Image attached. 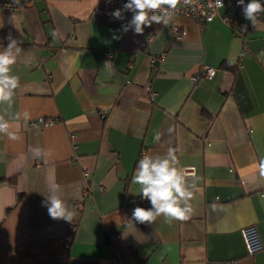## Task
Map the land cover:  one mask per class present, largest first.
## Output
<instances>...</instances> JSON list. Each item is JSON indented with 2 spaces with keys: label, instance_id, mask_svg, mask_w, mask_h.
Instances as JSON below:
<instances>
[{
  "label": "crops",
  "instance_id": "crops-1",
  "mask_svg": "<svg viewBox=\"0 0 264 264\" xmlns=\"http://www.w3.org/2000/svg\"><path fill=\"white\" fill-rule=\"evenodd\" d=\"M99 1L0 9V51L9 35L21 49L8 73L19 87L0 102L8 125L0 132V264H264V247L248 254L242 235L256 225L264 245V12L246 36L220 16L202 22L181 13L137 34L133 16L93 12ZM163 52L154 68L151 57ZM204 64L217 71L195 82ZM37 117L56 122L42 128L31 123ZM142 156L176 168L190 194L180 201L188 219L132 218ZM52 184L71 221L50 217Z\"/></svg>",
  "mask_w": 264,
  "mask_h": 264
},
{
  "label": "clouds",
  "instance_id": "clouds-1",
  "mask_svg": "<svg viewBox=\"0 0 264 264\" xmlns=\"http://www.w3.org/2000/svg\"><path fill=\"white\" fill-rule=\"evenodd\" d=\"M194 0H183L184 4H191ZM219 7H223L221 0H216ZM181 0H128L123 9L115 10L111 15L116 18H122L123 11H131L133 17L130 25L134 26L135 33L142 34L144 26H150L152 22L160 23L161 20L165 24L169 22L168 18L159 15L149 16V11L167 6L168 9L175 10ZM239 5H244V0H238ZM245 18L252 22L255 26L257 14L264 12V5L260 0H250L243 8ZM247 30V25L242 26ZM128 30V26L124 27V31ZM55 36V33H53ZM118 38V37H117ZM7 39L10 41L4 51H0V102L10 101L13 96V90L19 87V77L9 75L10 66L16 63L17 56L21 49L17 46V41L9 35ZM8 127L0 117V132ZM12 140L18 139L15 133H8ZM155 140H159V135L154 136ZM169 157L175 159L172 151L168 153ZM259 174L264 177V160L257 167ZM133 182L139 185V191L144 199H147L153 205V209H145L136 207L133 211L132 218L139 223H152L160 214L166 217V223L172 220H186L189 217L191 209L182 207L181 198H187V193L181 183V178L175 167L170 166L169 159H152L150 156H142L136 165ZM59 185L52 184L49 186L50 194L48 200L50 206L48 213L51 218H62L67 221L72 220V213L67 211V206L59 195L55 194Z\"/></svg>",
  "mask_w": 264,
  "mask_h": 264
},
{
  "label": "built area",
  "instance_id": "built-area-1",
  "mask_svg": "<svg viewBox=\"0 0 264 264\" xmlns=\"http://www.w3.org/2000/svg\"><path fill=\"white\" fill-rule=\"evenodd\" d=\"M128 2V0H100L97 5L94 7L93 12L103 14V15H111L117 9H123L124 5ZM223 3V7H225L224 12L221 14V9L223 7H219L217 5L216 0H194L191 4H184L183 0L181 3L177 5V9L171 10L168 7L161 6V8L156 10L149 11V15H159L164 18L171 17L169 21L173 18L175 13H181L183 15L189 16L193 15L197 18H200L202 22L203 20L211 21L215 17L220 16L222 20L231 25H237L240 32L245 35L250 27L253 26L252 22L250 25H247V30H244L242 26L246 25L244 22H241L238 18V14L231 9V7L227 8V0H221ZM237 6L241 9L250 2V0H244V5H239L238 0H234ZM34 0H0V9L7 10V11H21L26 7L32 5ZM261 3V0H260ZM259 14V13H258ZM257 14V15H258ZM112 16V15H111ZM133 16L131 11H123L122 18H130ZM172 30L175 33L179 32V26L175 23H172L171 26ZM152 38V35H148L145 37L144 42H147ZM165 57V53H158L155 56L151 57V64L154 68H158L159 63ZM104 61L105 65L111 66L113 64V52L106 51L104 53ZM216 73V68L204 64L200 73H197L192 76V79L197 82L202 76H212ZM146 92L149 94L150 97H153L154 91L151 89L150 83L146 86ZM56 118H45V117H37L32 120L31 123L39 124L42 128L51 126L55 124ZM75 148H78V145L75 144ZM186 171V170H185ZM190 171V169H187ZM84 176L88 178L90 176V171L88 169L84 170ZM104 189V187H103ZM91 191L90 186L86 185L83 189V197L79 201L76 202V206L78 208H83L84 203V195H88ZM70 229L74 232L77 228L76 222H71L69 225ZM242 235L245 243L246 250L248 254H254L257 251L261 250L264 245L262 243L258 228L256 225H248L243 227ZM121 238L120 234H114L111 236L110 241L112 243H118ZM67 246L70 245V242L66 243ZM222 264H236V261L230 260L226 261Z\"/></svg>",
  "mask_w": 264,
  "mask_h": 264
},
{
  "label": "trees",
  "instance_id": "trees-1",
  "mask_svg": "<svg viewBox=\"0 0 264 264\" xmlns=\"http://www.w3.org/2000/svg\"><path fill=\"white\" fill-rule=\"evenodd\" d=\"M186 16V15H185ZM189 17V16H188ZM251 28V27H250ZM181 29H180V27H179V31H180ZM249 31V30H248ZM248 31H247V33H248ZM247 33L245 34V36L247 35ZM152 65V64H151ZM221 67H226V68H230L231 70H234V66L233 65H229V64H223ZM202 70V69H201ZM216 71H217V69H216ZM202 77H205V76H202ZM201 77V78H202ZM200 78V79H201ZM199 79V80H200ZM198 80V81H199ZM11 181H13L14 182V179H10ZM136 207H143V208H145V209H148V200L147 199H144L143 197H142V195H141V197H139V199H138V203H137V206Z\"/></svg>",
  "mask_w": 264,
  "mask_h": 264
},
{
  "label": "bare ground",
  "instance_id": "bare-ground-1",
  "mask_svg": "<svg viewBox=\"0 0 264 264\" xmlns=\"http://www.w3.org/2000/svg\"><path fill=\"white\" fill-rule=\"evenodd\" d=\"M233 3L236 4V3L234 2V0H233ZM228 7H230V5H228V0H227V8H228ZM223 8H225V7H223ZM239 8H240V7H239ZM231 9H232V8H231ZM232 10H233V9H232ZM258 15H259V14H258ZM258 15H257V16H258ZM189 16H190V17H193V18H195V19H197L198 21H202L200 18H197V17H195V16H193V15H189ZM203 21L206 22V20H203Z\"/></svg>",
  "mask_w": 264,
  "mask_h": 264
}]
</instances>
